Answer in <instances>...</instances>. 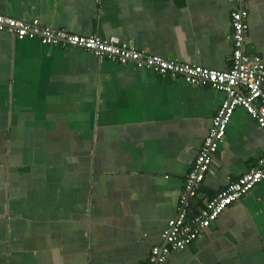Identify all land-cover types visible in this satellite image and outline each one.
<instances>
[{"label":"crops","instance_id":"1","mask_svg":"<svg viewBox=\"0 0 264 264\" xmlns=\"http://www.w3.org/2000/svg\"><path fill=\"white\" fill-rule=\"evenodd\" d=\"M244 52L264 62V0H246ZM226 0H0V14L222 71ZM225 95L0 33V264H145ZM264 156L242 108L191 200L204 202ZM166 264H264V180Z\"/></svg>","mask_w":264,"mask_h":264},{"label":"built area","instance_id":"2","mask_svg":"<svg viewBox=\"0 0 264 264\" xmlns=\"http://www.w3.org/2000/svg\"><path fill=\"white\" fill-rule=\"evenodd\" d=\"M226 1L234 4L230 14L232 28L230 39L233 50L231 66L222 71L178 63L153 55L115 36L106 39L95 35L81 36L68 33L64 29L42 25L37 19L23 21L0 14V33L8 32L18 39H37L42 45L50 47H80L98 59L115 60L120 64L133 63L139 69L181 78L188 84L208 86L224 93L225 97L211 120L194 164L185 177L176 214L167 221L161 232L162 244L151 248L145 264H166L171 251L184 250L188 247L229 205L264 180L263 156L258 159L255 167L236 180L230 181L214 197L206 200L198 208L197 213L188 219L191 200L196 197L197 190L212 165L234 111L237 108L244 109L264 131V62L260 56L244 52L249 29V8L246 0Z\"/></svg>","mask_w":264,"mask_h":264}]
</instances>
